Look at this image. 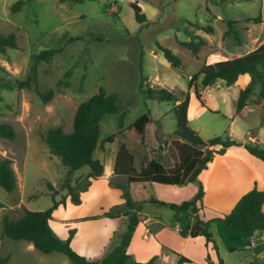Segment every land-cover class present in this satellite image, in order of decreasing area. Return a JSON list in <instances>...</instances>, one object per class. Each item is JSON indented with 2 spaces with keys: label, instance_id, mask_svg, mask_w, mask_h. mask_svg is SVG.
I'll return each instance as SVG.
<instances>
[{
  "label": "rangeland",
  "instance_id": "374dc122",
  "mask_svg": "<svg viewBox=\"0 0 264 264\" xmlns=\"http://www.w3.org/2000/svg\"><path fill=\"white\" fill-rule=\"evenodd\" d=\"M13 1L0 0V31L13 32L17 42L16 47H7L0 53V77L23 78L32 63V54L42 48H52L48 59H39L36 63L37 85L41 89L51 88L52 95L43 102L32 87L0 88V122H8L14 130L12 138L0 137V157L10 159L15 175L11 191L0 187V255H8L2 264H65L68 259L59 251L41 252L32 245L27 247L24 239L2 235L1 217L16 218L24 207L46 208L52 199L64 195V202L52 209L48 220L52 232L64 238L67 229L75 226L72 221L61 220L63 212L100 210L99 206L107 210L120 204V189L109 181L123 179L120 175H112L109 180L100 177L91 183L87 193L80 194V204L65 200L66 188L61 185L65 167L56 155L49 153L41 138L43 131L53 125L69 131L76 104L101 85L105 92L116 95L118 109L100 118V139L92 150V157L98 158L104 169L109 166L117 145L123 143L133 154L136 167L147 158L170 166L172 158L166 149L174 128L171 103L145 97L139 91V69L143 75H148L149 79H145L148 85L172 90L181 99L186 87L181 74L197 70L204 57L206 59V52L213 50L220 33L223 45H233L230 52H243L248 44V33L255 30L254 26L245 28L257 14L264 19V0H147L149 7L145 6L144 10L140 7L146 12L148 22L144 24L134 19L128 0H23L12 10ZM216 15L220 19H213ZM196 19L201 26L211 24L215 35L211 42L192 54L183 45L173 42V34L177 40H187L189 35L183 28L196 30L191 24L196 23ZM228 20L233 30L224 33ZM240 36H244L242 41L233 43ZM157 43L178 55L181 69L169 65L156 49ZM225 53V57L231 56ZM207 93L210 100L219 105L203 108L189 122L192 129L195 123L201 125L197 134L202 138L221 134L231 118L226 112L229 103L224 86L213 87ZM146 110L150 121L144 125L143 141H139L128 124ZM118 112L122 114L121 126L116 123ZM88 170L86 164L73 169L67 174L69 183ZM46 181L52 188L46 187ZM156 191L150 181L144 185L129 184V192L136 200L146 195L155 196ZM140 204L145 208L167 210L153 207L147 201L140 200Z\"/></svg>",
  "mask_w": 264,
  "mask_h": 264
},
{
  "label": "trees",
  "instance_id": "16d2710c",
  "mask_svg": "<svg viewBox=\"0 0 264 264\" xmlns=\"http://www.w3.org/2000/svg\"><path fill=\"white\" fill-rule=\"evenodd\" d=\"M23 0H15L10 4L13 10L22 4ZM132 8L134 19L144 24L147 18L136 0H128ZM253 22L261 21L259 14L252 17ZM184 23H191L184 20ZM227 21V28L224 33L233 30ZM263 28H264V21ZM196 28H201L205 32L212 30L210 25L198 26L195 22L191 23ZM183 31L189 35L187 40L181 41V45L195 54L198 49L206 42L205 38L192 31L183 28ZM16 36L13 32L0 31V53L5 52L7 47H16ZM162 56L169 65L181 69V61L169 47L160 43L156 44ZM53 49L46 47L32 54V63L29 70L23 78L0 77V88L19 89L32 87L41 99L46 102L52 95V89H41L36 82V63L39 59H48ZM140 68V67H139ZM68 72V70H67ZM239 73H247L248 82L239 88L233 101L234 111H238L245 103L248 96L255 93L254 100L264 98V40L254 48L243 54L218 59L212 62L201 63L192 73L187 75V86L194 85L195 80L199 78L201 86L210 84L219 79L222 84L229 85L233 83ZM146 76L140 72L137 88L145 97L155 98L156 100H165L171 103L170 109L174 116V128L171 131V138L167 145L166 152L172 158L170 166L165 167L161 162L154 158L143 160L138 168L133 165V154L119 143L115 150L114 161L112 164V173L124 176L121 181H109L110 185L120 189V204H115L100 214L84 216L83 218H94L98 215L119 216L123 215L124 220L121 229L114 232L112 242L105 248L98 258H89L73 250L69 244L70 237L73 234V228L67 229L64 238L57 237L48 225L52 209L58 203L64 202V195L57 199H52L49 206L43 209L23 208L22 212L16 218H9L6 215L1 217V234L12 239H24L31 242L33 247L41 252L56 250L64 254L67 264H152L153 257L144 261L133 260L126 252V246L131 233L138 221V211L140 203L134 200L129 192V182L135 181H154L160 183H185L187 181H196V190L186 199L179 202L163 201L150 196L149 202L164 205L172 211V216L177 221L178 232L180 235L195 236L201 234L206 240L213 243L211 231L209 229L210 219H202L197 213V202L202 195V185L197 179L198 172L205 168L207 162L215 153H223L229 146L242 144L244 148L252 155L264 162V147L259 144L256 138L240 141L224 130L221 134L213 135L208 138H201L197 132L187 123L186 106L187 92L183 93L181 99L178 94L162 86H151L145 82ZM196 99L204 105L201 94L196 90L194 92ZM116 95L113 92H105L103 86L99 85L95 92L79 101L73 111L71 118V128L69 131H63L60 126H48L41 138L49 153L58 157L60 163L65 167V175L61 180V185L66 188L65 194L73 203L80 202V192L87 189L91 179L100 175L103 170L102 162L92 157V150L99 141L100 124L99 120L104 113L116 112ZM213 111V110H211ZM215 112V111H213ZM148 111L138 114L128 127H131L137 134L139 141L144 138V125L149 122ZM122 114H117V125L121 126ZM14 130L8 122H0V137L12 138ZM252 135L250 131L245 132V136ZM82 164H86L89 170L81 177L73 179L69 183L67 174ZM48 189L52 188L50 182L46 181ZM15 186V175L10 166V159L0 157V187L5 191H11ZM264 200V191L255 185L244 191L235 200L230 209L217 217L221 223L235 232L251 233L264 229V211L262 202ZM8 255H0V264L4 263ZM178 260L188 259L182 255ZM222 264L218 257L216 263Z\"/></svg>",
  "mask_w": 264,
  "mask_h": 264
},
{
  "label": "crops",
  "instance_id": "0c3cea01",
  "mask_svg": "<svg viewBox=\"0 0 264 264\" xmlns=\"http://www.w3.org/2000/svg\"><path fill=\"white\" fill-rule=\"evenodd\" d=\"M137 2H139L143 10L149 7L147 0H137ZM144 13L146 15V12ZM213 19L220 18L216 15L213 16ZM263 20V16H261V21L249 23L245 28L247 30L254 26L255 30L248 33V35L246 34L248 44L242 53L230 52L229 49L233 45L231 43L229 45L226 44V46L223 45L222 33H220L217 37L218 40H216L213 46V50L206 52V59L204 57L203 63L227 58L224 55L226 51L227 54L231 55L229 57H232L243 54L257 46L264 40ZM195 21L198 26H201L199 20L197 21L196 19ZM212 30H214V27H212ZM212 30L205 32L199 27L193 33L203 36L206 40L203 45H206L207 42L212 41L215 35ZM243 37L236 38V41L233 43L239 44ZM181 41L184 40H177L175 34H173L174 43L181 44ZM156 49L159 50L158 48ZM146 79H149L148 75ZM197 79L199 81V78ZM248 80L249 76L247 73H239L233 83L229 85H224L221 80L216 79L210 84L203 86L195 82L196 87L194 88L193 84L187 86V77H185V91L188 95L186 106L188 125L190 126V120L197 113L201 112L203 108L211 106L217 107L219 105L217 101L210 100L209 96H207V90L223 85L228 93L227 100L229 104L226 112L231 116L226 127L228 134L240 141L256 138L259 144L264 147V98L255 101V93H252L238 111H234L233 107V101L239 88L243 87ZM195 90L201 94L204 105L194 96ZM213 111L216 112V110ZM158 125L161 126V124ZM200 127L201 125L195 123L193 129L198 133ZM246 131H250L252 135L245 136ZM114 155L115 151L112 155L111 163L109 162V166L104 167L100 175L91 179L88 187L100 177L109 180V177L112 175H120L112 173ZM134 167L138 168L135 165ZM120 176L124 179V176ZM197 179L202 185L201 199L197 202V213L204 220L210 219L209 229L215 247L210 240H206L201 234L195 236L180 235L177 221L172 216V211L164 205L149 202L148 198L150 196L147 197L146 195L137 200L131 196L139 203L140 200L147 201L154 205L153 207L159 206L162 209H167L145 208L140 204L138 221L134 226L126 246V252L130 255L131 259L144 261L149 257H153L152 264H208L209 262L216 263L218 257H220L222 264H264V229L251 233H239L226 228L217 219V217L230 209L240 194L253 185L264 191V162L249 153L240 143L229 146L221 154L215 153L207 162L206 167L198 172ZM135 182L144 185V183L149 181ZM150 182L158 189L154 197L163 201L179 202L182 199L189 198L196 190L195 180L181 184ZM87 189L81 191L80 194L87 193ZM67 199L68 197L65 198V200ZM261 207L264 211V200ZM99 208L100 210L87 211L67 210L61 215L62 221H72L75 226L72 227L73 234L69 240L71 248L77 253L89 258H98L101 255L105 248L112 242L113 233L121 229L124 220L123 215L114 217L98 215L94 218H83L84 216L100 214L106 209L104 206H99ZM144 234H146L145 237L143 236ZM63 236L65 237L66 234ZM27 242V247H31V242ZM180 255L186 257L188 261L178 260L177 258ZM62 262H64V259Z\"/></svg>",
  "mask_w": 264,
  "mask_h": 264
},
{
  "label": "built area",
  "instance_id": "2783aa9c",
  "mask_svg": "<svg viewBox=\"0 0 264 264\" xmlns=\"http://www.w3.org/2000/svg\"><path fill=\"white\" fill-rule=\"evenodd\" d=\"M144 237L146 236V234L143 235ZM252 243V242H251Z\"/></svg>",
  "mask_w": 264,
  "mask_h": 264
}]
</instances>
